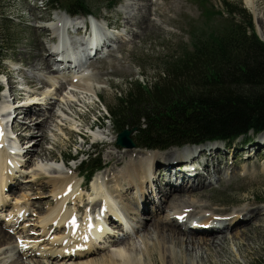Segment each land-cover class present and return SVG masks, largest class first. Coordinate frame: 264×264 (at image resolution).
I'll return each mask as SVG.
<instances>
[{
    "label": "rangeland",
    "instance_id": "1",
    "mask_svg": "<svg viewBox=\"0 0 264 264\" xmlns=\"http://www.w3.org/2000/svg\"><path fill=\"white\" fill-rule=\"evenodd\" d=\"M114 1L89 0V4L94 5L93 15L95 17L93 18L97 17L100 23L108 22L110 25L109 30L113 37L110 42L111 46L88 62L92 84L97 87H104L97 91L99 98L91 93L89 95L77 94L76 97H78H75L76 103L79 97H85V100L77 104L74 102V106L71 109L72 104L68 105L64 98L61 97V102H58L55 99L51 100L49 97L48 102L55 101L57 103H54L55 106L53 104L54 108L53 111L50 109L51 113L41 116L49 118L52 114L54 118L45 127L46 136L42 141L44 149H40L39 153L36 154L33 151L31 154L29 152V156H34L29 159L31 161L30 164L18 165L19 167H17L12 161H6L7 158L10 159V152L14 156L22 146L17 147L16 143H19V141L14 140L15 143L9 142L11 150L6 149L3 145L0 146V151L2 149L7 151L6 153L1 152L2 155L0 154L2 161H4L1 162L2 165L0 164V177L11 176L14 178L12 186L7 184V187H3L0 191V207H3L0 210V228L12 233L15 237L5 242L6 245L5 243L0 245V264L21 262L18 258L19 251L22 249L30 250L32 247H34L31 249L32 251L37 248L42 249L34 251L33 259L34 261L44 262V264H47V262L49 264H88L92 261L100 263L119 253L132 254V257L139 264H170L168 260L162 263L158 255H155L157 260L153 263L144 256L142 250H145L144 243L146 244L151 240L150 231H142L139 235L132 233L128 245L121 247V249L113 248L112 240L105 237V235L103 237L97 236L96 242H90L91 247L95 251L92 255L93 258L79 257L75 253L66 257L56 256L59 251L55 250L57 247L55 243H61L66 240L73 242L71 239L72 234L68 228L75 224L76 228L80 227L83 229L86 227L85 217L92 204L89 201L90 196L92 197V191H90L92 190L91 183H88L87 186L90 192L79 190V183H82V186L87 185L84 183L86 179L78 174L71 173L67 167H64L63 163L71 166L72 169H78L81 162L86 159L85 154L95 152V148L101 150L104 168L102 171L97 172L93 178L104 177L114 168V161L109 159L110 154L121 153L120 155L123 156L129 150L133 154L134 159H138L145 158L144 152L152 151L161 158L163 170L159 171L158 176L162 179H165L164 174L173 173L175 176L179 175V177L181 176L180 174H183L189 178L187 181L191 180L192 186H197L200 184V181L196 178V174L199 171L203 178L201 183L206 185L211 183L212 185L210 187L207 185L203 192H195L193 195L197 196L202 193V202L209 201L210 209L218 211V217H225L236 210L242 211L241 208L247 205L254 208H260L264 205L258 204L260 199H264V134L255 135L251 133L252 142L247 146L246 143L241 141L228 147L221 141H217V144L216 142L210 143V147H215V150H219V153H217L218 157L214 159V162L216 166L219 165L221 171L215 177L212 174L214 163L212 162V166L209 160L211 157L206 158L205 156L201 160H197L198 157L196 158L194 155L192 158L186 157L183 161H177L174 165L168 167L167 161L163 159L168 153L179 155L177 153H180L181 149L172 147L164 151H153L142 148L137 142L136 129L128 128L125 130L131 132L129 138L135 144V148L118 146L117 139L122 132L118 133L116 131L108 112V108L115 105L116 99L124 97L129 92L131 93L136 85L142 84L146 85V87H152L167 78L166 64L178 61L183 53L192 52L197 42L217 41L222 35L227 34L231 20L228 18L224 3L234 7L241 6L245 8L253 17L255 33L258 35L260 32L261 35L262 31H258L261 24L256 23L254 13L251 12L246 0H150L163 7L160 11L166 12L167 22L160 19L158 20L157 28L144 30V32H142L141 21L138 20H136L138 22L135 25L133 23L128 25L129 28L124 31L126 20L125 15L120 10L129 0H120V5L113 10ZM134 1L138 2L140 6L146 3L144 2L145 0ZM147 2L149 3V0ZM46 3V0L44 2H41V0H0V51L3 55L0 82L4 86L7 81L12 89V93L4 98L9 106H13L16 111H14L10 121L17 125L29 126L30 123L26 122L24 118L25 116L30 117V115H26L23 110L19 109L21 106L18 101L26 103V101L30 100L29 98L33 99V97L35 99H43L45 94L51 93V91L54 92L55 89L42 85L41 80L38 78L40 71L29 68L34 64L40 63V59L47 55L50 45L46 42L52 37L51 33L39 32L34 27L35 19L37 18L38 21L41 19L38 25H44L58 13H66L63 11L64 9L51 12ZM203 4L213 10L211 11L212 14L206 12L202 6ZM255 10L258 14H256V17L260 15L264 17V0H257ZM155 17L157 16H155V11H153L151 18ZM259 19L262 23L261 18ZM132 29L138 32V35H135L134 32V38L129 36L130 33L127 32ZM76 32L75 30L73 33L75 34ZM260 35H258L259 39L264 40V37ZM76 37L83 39V41L88 39V35H78ZM14 67H17L18 70ZM72 67L74 68V66ZM28 81L34 82V86L29 85ZM40 86H45L46 89L43 88L42 92H38L37 89ZM66 92H69V90L66 89ZM55 97H60V94ZM48 102L43 103L40 101L37 106L41 108L40 110L45 111L49 108L46 105ZM19 113H24L23 117H20L19 115L21 114ZM90 127H93L92 131L89 130ZM81 134L85 136V141ZM40 135V126H35L28 131L10 133L9 137L11 139L18 137L21 141L26 139L22 141L23 151L21 154H23L35 144V141H31L35 137L38 139ZM96 135L99 136L96 137ZM35 147H38V145H35ZM37 155L40 157H35ZM71 157L76 160L67 164V160ZM129 158L125 159L126 164ZM55 160L58 162H55ZM56 163L59 165H56ZM187 163L192 164L191 168L189 166L183 167ZM200 163H204V165L199 167ZM206 163L211 165L206 167L207 170L205 169ZM5 164H8L12 169L4 167ZM54 168H58V170ZM188 168L191 169L190 172H187ZM122 169L124 170L125 167H117L115 171L119 173ZM35 171L40 173V177L43 176L39 184L36 185V182L32 180L33 177H31ZM56 171L60 173H54ZM62 173L71 176L72 183L64 184L56 193L53 189V184L49 185L47 182H49L50 177L61 175ZM161 174L162 176H160ZM174 175H172V178H175ZM43 184L46 185L43 187L47 188L45 191L40 190ZM27 185L31 186L30 190L27 189ZM155 188L154 185L152 189H149L148 196L150 199L159 201ZM62 198L66 199L63 204L61 203ZM84 201L85 204L81 207L83 210H79V206H82L81 204ZM88 204L90 206L87 207ZM40 206L42 208L38 209ZM249 206H247L248 209L251 208ZM154 209L151 206L143 215L147 217L154 215ZM60 210L72 213L70 223L63 227V224H57L56 220L49 222L47 227L52 226L51 230L49 229L50 231L48 230L45 233L42 229L44 224L40 223L41 219L57 215ZM116 221L118 222V219L112 220L105 225L110 232L112 231L111 235L115 234L118 236L119 232L117 230L120 228L124 229L122 231L124 233L129 230L132 232L137 225L141 224L138 223V219L132 220L123 216V227L121 226L117 229L113 226ZM147 221H150V219H147ZM155 224H158L157 221ZM173 225H176V221ZM259 225L261 226L259 227ZM56 228L57 232L55 231ZM248 228L250 229L248 230ZM245 229L233 230L235 234L245 232L246 236L243 238L244 240H249V242H245V247H239L241 255L236 254V247L227 240L221 256L217 255L216 250L212 249L211 264H259L260 261L264 262V217L259 224L252 223L250 227ZM162 233L168 234L169 232L164 229ZM196 236L200 237L202 235L198 234ZM34 239H37V242L31 241ZM178 249L180 250V248ZM194 252L195 250L191 249L192 257H194ZM24 262L25 264H32L29 261L26 262V260Z\"/></svg>",
    "mask_w": 264,
    "mask_h": 264
},
{
    "label": "bare ground",
    "instance_id": "2",
    "mask_svg": "<svg viewBox=\"0 0 264 264\" xmlns=\"http://www.w3.org/2000/svg\"><path fill=\"white\" fill-rule=\"evenodd\" d=\"M144 2L146 3L143 6H140L138 2H135L134 0H129L127 3L123 5V8L120 11L125 15L126 22L124 25V31H126V29L129 28L128 25H130L131 23L135 25L138 21H141V25L143 29V31L141 30L142 32H144V30L146 31L149 29L157 28V23L159 22L158 20L160 19H162L164 22H167L166 12L160 11L161 9H163V7L159 6L157 3H154L153 1L150 0L149 3L147 2V0H145ZM246 2L249 8H251V12L254 13L256 23L261 24L260 25L261 27L259 26L258 31L259 30L262 31L261 32L262 36L260 35V32L258 35L264 37V17H262V15L257 16L261 18L262 23L260 22V19L256 17L257 12L255 10V3L257 2V0H246ZM153 11H155V16H157L155 18H151ZM136 20L138 21L136 22ZM40 21L41 19L38 21L36 18L34 22V27L39 32L42 33L49 32L52 34L51 39H49L46 42L47 44L49 43L50 49L47 55L44 56L42 59H40V63L34 64L29 68H32L33 70L35 69L36 71H40L38 73V78L41 80L42 85H47L50 88H55V89L54 92L51 91V93L45 94V97L43 99H35V97H33V99L29 98L30 100L26 101V103H24L23 101H18L21 105L19 109L23 110L26 113V115H30V117L28 116L24 117L25 121L30 123L29 126H22L21 124L17 125L13 123L9 131H11L12 129L13 132L20 133L22 131L31 130L35 126H40V133H41V135L39 136L40 138L38 137L37 139V137H35V139L31 141V142L35 141V144L31 146L32 148L30 147L29 148L30 150H27L23 154H21L23 151L22 141H25L26 139H22V141L18 137L9 139V137L6 135V129L3 125L6 116L5 113L9 109H13L14 107L9 106L8 102H6L3 96L0 97V146L3 145L4 147H6V149H8L10 146L9 142H14V140H17V142L19 141V143H16L17 147L21 145L22 146L19 148L18 152H16L14 156L13 153L10 152L9 154L10 159L9 158L6 159V161L8 162L12 161V163L17 167H19L18 165H27L31 163L29 159L33 158L34 156H29V152L31 154V152L33 151L35 152L34 154H36L39 153L40 149H44L42 145V141L46 136L45 127L48 123H51L54 116L52 114L51 115L49 114L50 117L48 118L47 116H41V115L51 113L50 109L53 111V108L55 106L54 103H57L55 101L48 102L49 97L51 100L55 99L58 102L60 101L61 97L64 98L65 101L68 103V105L72 104L71 106L72 109V107L74 106L73 103L74 102L76 103L75 97L77 94L89 95L91 93L98 97V92H97L98 89L104 88V87H97L96 85L92 84V77H90V73H89V64H87L86 66H81L76 61H73L72 63H70V65L74 66L75 64L74 68L73 67H69L68 69L64 68V65L70 59H72L71 55L73 57H76V54L80 55L79 61L83 62L84 60L87 59V57L93 55L94 53L101 54L102 52H104L106 50L107 45L109 48L111 45L110 42L113 40L110 30L108 29L107 31L103 29L102 31L100 30V38H102L103 41L98 43L96 46L86 49V45L88 41L87 39L86 41H83V39H79L78 37L71 34L66 35L63 32L64 30L67 29V27L69 28L76 27L75 29H77L78 33L82 32L81 31L82 29L80 28L81 26L80 24L83 22V19L81 17L71 18L65 13H58L56 16L51 18V20H49L44 25H38L40 24ZM107 25L110 26L108 22ZM137 28H139V26ZM127 32L130 33L129 36H131L132 38H134L135 35H138V32L133 29ZM78 48H82L83 51L82 52L76 51ZM60 50L63 51L62 54L60 53ZM65 52L68 54H66ZM108 52H113V51H108ZM52 61L57 62L60 68H56L55 63H53ZM14 68L17 69V67ZM62 79H64L65 81ZM33 83L34 82L28 81V84L31 86H34ZM43 88L46 89L45 86H40L37 89V91L40 92L41 90H43ZM66 89H68L69 92H66ZM58 94H60V97L56 98L55 96H57ZM84 100L85 97L82 98L79 97L77 103H82L84 102ZM40 101H42L43 103L48 102V104L46 105H48L49 108L45 111L40 110L41 108L37 106L39 105ZM67 110L69 109L67 108ZM19 114H21L19 115L20 117H23L24 113H19ZM35 117H37V119H35ZM98 136L99 135H96V137ZM35 145L36 146L38 145V147H35ZM108 146H110V144H108ZM191 148L192 147L182 148L181 152L177 153L179 155L168 153V155L163 160L167 161L166 163L168 164L169 167L171 165H174V163H176L177 161H183L184 159H186V157L192 158L196 154H199L198 156H196V158L198 157L197 160L199 159L201 160V158L205 156L206 158L211 157L209 159L210 163L211 164L212 162L214 163L212 174H214V176L216 177L218 173L221 171L219 165L216 166L214 162V159L218 157L217 153H219V150L218 149L215 150V147H206L200 149L199 148L191 149ZM6 149L5 150L2 149V151H0V154L1 152L6 153L7 152ZM125 153L126 154H124L123 156L120 155L121 153L110 154L109 159H111V161H114V168L104 177L98 176L97 178L91 181L92 190L90 191H92V197L90 196L89 201L92 202V204L90 209L87 211L85 217L86 227H84L83 229L80 227L76 228L75 227L76 224H75L74 226H71V228H68L70 229V232L72 234L71 239L73 240V242H70L69 240L62 242L59 240L61 243L56 242L55 246L57 247L55 248V250L59 251L56 254V256L58 255L59 257L60 256L66 257L68 255L75 253L79 257L93 258L92 255L95 253V251L93 250V247H91L90 242L91 241L96 242L97 236L98 237H103L104 235L107 236V238L112 240L113 248L121 249V247H126V245H128L132 233L139 235L142 231L151 232L150 235L152 242L150 240V242H147L146 244L144 243L145 250L142 251L144 256L147 257L152 263L155 262V260H157L156 259L157 257L155 258V255H158L162 263H165V260H168L170 264H211L212 249L216 250L217 255L221 256L223 247L227 240L229 241L230 244L236 247L237 249L236 254L241 255L239 247H243V246L245 247V242H249L248 239L244 240L243 238L246 236L245 228L250 227L252 223H256V225L257 223L259 224L261 219L264 217V205L260 208L259 207L254 208L247 205L251 208L248 209L247 206H244L241 208L242 211L236 210L229 213L225 217H218L217 216V214H219L218 211L210 209L209 201L202 202L201 200L202 193H199L197 196L193 195L195 192L197 193L203 192V189H205L207 185L209 187L212 185L211 183L207 185L205 183H201L203 178L199 171L196 174V178L200 181V184L197 186H192L191 180L187 181V179L189 178L185 177V175L183 174H180L181 175L180 177L179 175L175 176L173 173H169L168 175L164 174L163 176H165V179H162L161 177L158 176L159 171L163 170V167L161 166L162 163L161 158L157 156V153L152 151H147L144 152L145 158H138V159H134V157L132 156L133 154L130 153L129 150L126 151ZM215 155L217 156L215 157ZM251 156H253V154H251ZM20 157H22V159H20ZM35 157H40V156L37 155ZM127 157L130 158L126 164L125 159ZM1 162H4L2 161V158L0 159V164ZM55 162L58 161L55 160ZM56 165L59 164L56 163ZM63 165L67 167L71 173L78 174L77 168L72 169L71 166H67L64 163ZM203 165L204 163L201 164L200 166ZM5 166L7 169L10 167L8 164H5L4 167ZM185 166H189V168H191L192 164L187 163L184 164L183 167ZM208 166L211 165L206 163L205 166L206 170H207L206 167ZM117 167H123V168L125 167V169L124 170L122 169V171L118 173L115 171ZM54 169L58 170V168H54ZM10 171L8 172L10 173ZM190 171L191 169H189L187 172ZM54 173H60V172L56 171ZM172 175H174L175 178H172ZM160 176H162V174ZM31 177H33L32 180L36 182L35 183L36 185L39 184L43 176L40 177V173L35 171L31 175ZM47 183L49 185L53 184L52 185L53 189L55 190V192L56 191L58 192L59 189L64 184L66 185L71 184L72 178L71 176L62 173L61 175L50 177L49 182ZM7 184L12 186L14 184V178L11 176L8 177L1 176L0 191L3 189V187H7ZM46 185L43 184L40 187V190L42 189V191H45L47 188H44L43 186ZM154 185L156 187L155 192L158 193L159 201H157L156 199H150L148 196L149 189H152ZM27 186H28L27 189L30 190L31 186L29 185ZM81 186L82 183H79L78 184L79 190ZM186 189L187 191L184 192V190ZM65 200L66 199L62 198L61 203L63 204ZM0 206H1V201H0ZM151 206L155 208L154 215H151L149 217L143 215L145 212H147L150 209ZM102 207L104 211L103 212L104 217L100 215V211ZM2 208L3 207H0V210ZM41 208H42L41 206L38 207V209ZM167 211L169 212L166 213ZM71 215L72 213L68 211L60 210V213L57 215L55 214V215H51L50 217L48 216L42 218L40 223L44 224V226L42 225L43 231L46 233L49 229L51 230L52 226L47 227V225H49V222H53L55 220L57 224H63V227H66L67 224L70 223ZM123 216H126L132 220L138 219V223L141 224L137 225L136 229H134L132 232H130L129 230L126 231V233H124L122 232L124 229L121 228L119 229V227L122 226ZM117 219L118 222L116 221L115 223H113V226L119 229L121 232L117 230V232H119L118 236L115 234L111 235L112 231L110 232L109 229L105 227V225L109 224V222H111L112 220L115 221ZM147 219H150V221H147ZM156 221L159 225L155 224ZM175 221H176V225L174 226L173 224ZM260 226L261 225H259V227ZM96 228H98V230H96ZM100 229H102V231H99ZM164 229H166V231H168L169 233L168 234L162 233ZM241 229L242 230L245 229V232L238 234H235V232L233 233V230L239 231ZM249 229L250 228H248V230ZM56 230L57 228L55 229V231ZM198 234L202 236L197 237L196 235ZM12 237L15 238L12 235V233H9L8 231L0 228V245L7 242L8 240L10 241ZM31 241L37 242V239ZM70 245L73 246L70 247ZM78 245H82V246H78ZM178 248H180V250ZM31 249L20 250L18 258L20 259L21 262L17 261L14 264H25L24 262L25 260L26 262L29 261L32 264L33 263L44 264V262L34 261L33 259L34 251L42 250V249L37 248L34 249L33 251ZM191 249L193 251L195 250V252L193 253L194 257H192ZM137 263L138 262L136 261V259L132 257V254L128 255L124 253H119V254H114L109 260L106 259L105 261H101L100 263L96 261H92L89 262L88 264H137ZM47 264H49V262H47Z\"/></svg>",
    "mask_w": 264,
    "mask_h": 264
},
{
    "label": "trees",
    "instance_id": "3",
    "mask_svg": "<svg viewBox=\"0 0 264 264\" xmlns=\"http://www.w3.org/2000/svg\"><path fill=\"white\" fill-rule=\"evenodd\" d=\"M46 4L51 12L64 9L71 17L92 16L94 10L89 0ZM224 4L231 20L227 34L217 41L197 42L192 52L166 64L167 78L152 87L136 85L108 108L118 133L136 129L142 148L164 151L215 141L231 146L240 138L249 143L251 133L264 132V42L245 8ZM2 58L0 51V73ZM85 158L79 170L89 182L104 168L101 150L95 148Z\"/></svg>",
    "mask_w": 264,
    "mask_h": 264
},
{
    "label": "water",
    "instance_id": "4",
    "mask_svg": "<svg viewBox=\"0 0 264 264\" xmlns=\"http://www.w3.org/2000/svg\"><path fill=\"white\" fill-rule=\"evenodd\" d=\"M263 40V39H262ZM130 131H124L118 136L117 145L124 148H135V144L130 140Z\"/></svg>",
    "mask_w": 264,
    "mask_h": 264
}]
</instances>
